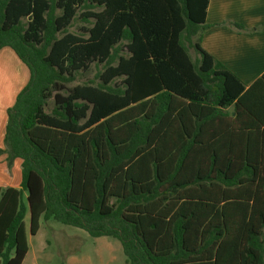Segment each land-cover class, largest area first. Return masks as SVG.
<instances>
[{"label": "trees", "instance_id": "trees-1", "mask_svg": "<svg viewBox=\"0 0 264 264\" xmlns=\"http://www.w3.org/2000/svg\"><path fill=\"white\" fill-rule=\"evenodd\" d=\"M208 3L0 0V49L29 72L0 149L21 159L0 264L40 217L118 239L125 264H264V72L246 85L201 47ZM92 63L98 83L67 86Z\"/></svg>", "mask_w": 264, "mask_h": 264}, {"label": "crops", "instance_id": "crops-1", "mask_svg": "<svg viewBox=\"0 0 264 264\" xmlns=\"http://www.w3.org/2000/svg\"><path fill=\"white\" fill-rule=\"evenodd\" d=\"M228 21L252 30L237 31L228 25ZM205 23L207 27L201 34V47L246 85L264 72V0H209ZM2 51L11 58L12 64L25 66L12 49L3 47L0 49ZM3 58L0 57V73L8 69L2 64ZM4 77L0 74V81ZM6 77L14 81V75L8 73ZM11 101L0 103V149L4 147L7 108L13 104ZM6 157V153L0 152V187L18 188L21 182V159L15 158L8 169Z\"/></svg>", "mask_w": 264, "mask_h": 264}, {"label": "rangeland", "instance_id": "rangeland-1", "mask_svg": "<svg viewBox=\"0 0 264 264\" xmlns=\"http://www.w3.org/2000/svg\"><path fill=\"white\" fill-rule=\"evenodd\" d=\"M82 25L84 23L77 19L69 26L68 30L81 34L80 27ZM188 52L192 59L197 56L193 47H188ZM3 56L2 64L6 65L8 69H4L0 73L5 76L0 81V103H10L11 100H14L13 97L16 99L20 90L27 83L29 73L23 64L21 66L12 64L11 58L2 51L0 57ZM102 69V64L92 63L87 71L78 72L76 79L67 86L72 87L88 82L96 84L99 82L98 75ZM8 73L14 75L13 82L6 79ZM14 102L15 100L13 104ZM48 104L49 110L53 104L52 98L48 100ZM228 111L232 113V108L229 107ZM39 222L40 227L35 235L27 233L29 249L22 264H125L121 243L116 238L93 237L83 229L62 224L52 218L45 220L40 217ZM25 223L28 225L27 215Z\"/></svg>", "mask_w": 264, "mask_h": 264}, {"label": "water", "instance_id": "water-1", "mask_svg": "<svg viewBox=\"0 0 264 264\" xmlns=\"http://www.w3.org/2000/svg\"><path fill=\"white\" fill-rule=\"evenodd\" d=\"M29 214H30V212H29Z\"/></svg>", "mask_w": 264, "mask_h": 264}]
</instances>
